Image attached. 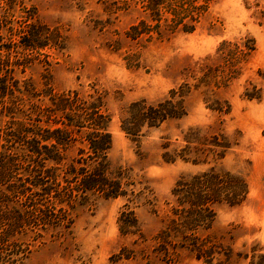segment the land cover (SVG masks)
<instances>
[{"label": "rangeland", "instance_id": "obj_1", "mask_svg": "<svg viewBox=\"0 0 264 264\" xmlns=\"http://www.w3.org/2000/svg\"><path fill=\"white\" fill-rule=\"evenodd\" d=\"M150 2L0 0L4 37L13 29L21 41L37 24L44 43L12 52L14 96L0 72V151L20 123H34L35 105L69 91L94 95L110 119L109 161L134 190V197L63 204L69 227L15 236L13 244L0 245V264L264 263V0H211L192 32L159 28ZM223 43L253 48L235 55L231 77L217 70ZM180 88L184 97L174 102L183 101L185 115L158 126L146 122L137 135L122 130L133 103L156 106ZM83 146L73 144L66 161L79 158ZM212 167L243 179L247 194L239 205H215L212 227L203 232L216 244L208 260L166 231L178 181ZM130 211L136 227L122 232L120 218Z\"/></svg>", "mask_w": 264, "mask_h": 264}, {"label": "trees", "instance_id": "obj_2", "mask_svg": "<svg viewBox=\"0 0 264 264\" xmlns=\"http://www.w3.org/2000/svg\"><path fill=\"white\" fill-rule=\"evenodd\" d=\"M210 1L151 0L148 9L157 15L159 28L181 26L184 31L192 32L194 22H198ZM164 14L171 17L166 18ZM3 30H6L4 23L0 22V72L5 70L4 89L14 96L18 89L12 88L9 82L13 79L9 76L13 72L9 69L12 52L21 53L18 48L22 47L41 48L43 36L37 24H33L28 35L21 36V41L13 39L17 36L13 29L7 37ZM221 47L223 66L218 65L217 70L227 69L230 77L235 72V55L238 52L241 56L247 55L253 50L247 47L243 52L240 46L230 43H223ZM184 94L181 88L172 91L170 100L156 106L147 105L144 100L133 103L128 117L122 121V130L128 135H137L146 122L151 127L158 126L169 117L185 115L183 101L174 102L176 96L184 97ZM50 101L47 106L35 105L38 114L34 123H20L12 132L11 145L0 151V185L5 186L0 188L1 246L13 244L10 240L17 235L41 236V230L69 227L70 209L63 204L72 207L78 199L88 201L94 197H134V190L128 187L133 183L127 182L125 172L112 167L109 161L110 119L102 111L101 98L91 95L86 99L76 91H69L51 96ZM78 141L84 144L79 148L80 157L67 162L65 152ZM246 188L243 179L214 167L190 178H181L172 191L176 206L172 208V220L166 232L178 239L181 246L197 252L199 258L213 259L216 244L203 232L212 227L214 207L220 203L241 204ZM120 221L122 232L137 224L132 211L123 212Z\"/></svg>", "mask_w": 264, "mask_h": 264}]
</instances>
